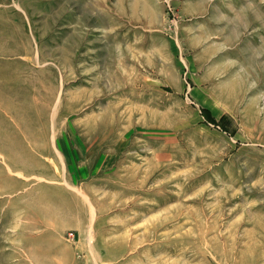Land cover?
<instances>
[{
	"label": "rangeland",
	"instance_id": "obj_1",
	"mask_svg": "<svg viewBox=\"0 0 264 264\" xmlns=\"http://www.w3.org/2000/svg\"><path fill=\"white\" fill-rule=\"evenodd\" d=\"M0 54V264H264V0H0Z\"/></svg>",
	"mask_w": 264,
	"mask_h": 264
},
{
	"label": "bare ground",
	"instance_id": "obj_2",
	"mask_svg": "<svg viewBox=\"0 0 264 264\" xmlns=\"http://www.w3.org/2000/svg\"><path fill=\"white\" fill-rule=\"evenodd\" d=\"M18 35V34H17ZM2 52V51H1ZM4 53V52H3ZM2 54V53H1ZM0 54V55H1ZM3 55V54H2ZM5 55V54H4ZM8 54H6V56H7ZM2 58V57H1ZM10 59H11V57H10ZM12 60V59H11ZM0 71H1V68H0ZM1 73V72H0ZM4 74V73H3ZM6 74V73H5ZM10 75V74H9ZM12 75V74H11ZM8 76V75H7ZM8 78V77H7ZM16 79V78H15ZM2 81V80H1ZM0 81V82H1ZM3 82V81H2ZM5 83L3 82V85H4ZM17 86H19V83H18V85ZM10 103V102H9ZM66 141V140H65ZM31 143V142H30ZM67 143V142H66ZM37 147V146H36ZM36 150H38V149H36ZM39 151H40V149H39ZM42 155V154H41ZM55 161V160H54ZM51 163V162H50ZM71 171V170H70ZM56 172V171H55ZM22 174V173H21ZM66 181H67V178H66ZM67 184H68V186H71L70 184L71 183H69L68 181H67ZM72 187V186H71ZM79 191V190H78Z\"/></svg>",
	"mask_w": 264,
	"mask_h": 264
}]
</instances>
